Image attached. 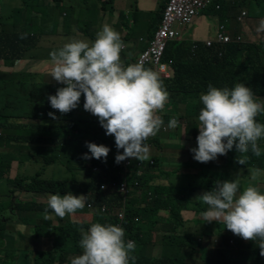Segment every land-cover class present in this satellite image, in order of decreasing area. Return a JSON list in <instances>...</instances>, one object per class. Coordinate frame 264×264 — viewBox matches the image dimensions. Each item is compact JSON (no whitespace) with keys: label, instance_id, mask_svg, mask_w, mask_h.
Returning a JSON list of instances; mask_svg holds the SVG:
<instances>
[{"label":"clouds","instance_id":"9594fccd","mask_svg":"<svg viewBox=\"0 0 264 264\" xmlns=\"http://www.w3.org/2000/svg\"><path fill=\"white\" fill-rule=\"evenodd\" d=\"M229 1L217 0L213 2V9L222 12L224 10L222 7L229 3V9L232 5L237 14L227 11L225 20L230 15H235L240 21L246 17L248 18L246 25L250 19H253L248 17L249 11L246 8L242 7L238 10L236 4ZM239 2L246 3L247 0H239ZM256 2L258 12L255 17L262 12L261 3L258 0ZM160 21L161 17L152 38ZM230 21L219 20L213 36L208 38H215L220 26H229ZM261 31H264V18L249 32L250 35L243 31L235 36L227 33L233 39L240 35L241 41L219 45L226 50L230 45L242 43L244 34L255 39ZM27 36V33H20L18 38L23 40ZM208 38L203 40V45ZM145 43L147 44L148 40ZM125 48L121 34L108 24L103 25L94 40L75 36L68 38L66 43L49 54L52 65L50 75L54 81L64 86L59 87L54 95H49L48 101L51 108L63 115L79 106L83 94L84 110L98 118L106 135L114 136L118 152L115 156L116 165L112 169L117 171L122 168L124 177L118 191L122 195L132 196L144 189L146 168L157 165L156 159L161 160L160 157L155 156H160L162 150H150V146L146 143L148 138L157 135L164 121L168 123V128L175 129L183 120L177 118L178 116H165L163 120L160 116L163 114L158 112L171 103L170 90L163 84L160 79L162 76L153 64L144 66L143 62L136 60L139 55L124 57L133 62L125 64L121 58ZM218 54L222 56L224 51L219 50ZM163 61H166L164 57ZM166 62L169 64L168 61ZM172 77L173 75L163 78ZM199 100L200 110L197 114L199 134L196 138L198 146L190 149L196 161L207 163L216 160L218 156L226 155L233 147L240 154L251 152L256 157L261 156L262 149L258 141L264 139V124L259 123L256 118L264 114V104L257 102L255 93L250 87L245 83H236L232 88H217L209 83L207 92L202 93ZM167 114L168 111L165 115ZM48 115L52 119H57L53 112H49ZM86 147L91 155L85 153L83 159L103 158L106 162L110 152L109 147L94 142H86ZM151 152H156V155L150 154ZM248 159L247 155H241L236 158V162L245 165ZM89 165L91 169L100 171V168L90 163ZM248 172L250 182L247 186L241 187L239 175L231 180L218 179L211 190L202 192L194 200L208 206L202 214L206 222L223 221L225 228L234 235L245 241H258L260 255L264 257V192L251 182L264 176V169L252 168ZM129 177L132 178L126 180ZM99 186L104 190L107 187L104 183ZM130 188H133V191H130ZM86 201V195L77 196L71 191L65 195L50 194L47 200L48 207L44 209L45 219L51 218L49 209L56 216L64 218L83 209ZM123 203L126 206L125 201ZM145 203L142 201V205L150 204ZM158 205L161 206L162 203ZM175 206L181 207V205ZM165 210L171 212L169 207ZM120 213L123 214L122 218ZM167 215L165 213L160 216L166 220L162 225L157 226L156 230L161 229L168 221L172 223ZM118 218L116 224L95 222L86 231L81 228L79 247L82 249V254L73 257L70 264H136L134 255L136 242L126 234L134 228L126 229L124 221L127 215L124 209H119ZM175 220L177 216L173 220L174 223ZM169 233L168 228L157 232L160 236ZM160 247L166 253L169 252V243L160 240Z\"/></svg>","mask_w":264,"mask_h":264},{"label":"trees","instance_id":"16d2710c","mask_svg":"<svg viewBox=\"0 0 264 264\" xmlns=\"http://www.w3.org/2000/svg\"><path fill=\"white\" fill-rule=\"evenodd\" d=\"M29 0H25V3ZM239 0H230L229 2H236ZM262 3L263 0H258ZM109 2V1H108ZM167 0H163L160 3L158 14L159 18L162 17L163 10L166 6ZM214 8L213 3L206 6L205 9ZM225 12L230 11L229 3L225 4L223 7ZM204 9V10H205ZM203 11H200L198 15L206 14ZM217 11V10H216ZM19 11L17 10V18ZM196 15V17L198 16ZM195 17V18H196ZM194 18V20H195ZM225 15H221L220 20L225 22ZM187 25L185 28L180 27V35L183 33L182 39H176L170 41L164 55V60L168 61L171 67L174 69V74L172 78H163L160 77L163 84L166 88L170 90V95L172 98L171 103L166 105L167 115H160L163 120L165 116H169L171 113L172 116H178L185 121L178 125L187 126V136L191 138L190 131L193 133V138H197L199 131L197 126L199 123L197 114L200 110V100L199 97L202 93H206L208 90V85L211 83L214 87L217 88H232L236 83H245L247 87H250L255 93L257 102L262 103L264 97V74L262 73V68L260 67V47L258 46L256 39L249 38L244 34V40L240 44H233L224 50L219 43H215L213 47H206L203 45V40L201 36H192V39H189V35L192 29V24ZM47 28H38L34 32L30 31H11L4 32L0 31V59L2 61H9L14 63V61L19 60L23 57L25 51L29 48L35 47L39 40V37L44 34V31ZM64 29L68 32L69 25L68 23L64 24ZM226 33H229L231 36H235L238 32L234 30L232 26H224ZM237 32V33H236ZM20 33H27L28 36L26 39H19ZM234 33V34H232ZM152 36L148 39L151 40ZM197 40V41H196ZM198 42V43H197ZM199 47L193 48L194 45ZM242 47L254 48V51L250 55L244 54L241 56V60L236 58L239 55V49ZM219 50H223L224 54L220 56L218 54ZM131 53H127L125 56H132ZM131 54V55H129ZM133 62H125V64ZM52 67L51 64H47L45 68ZM44 68V69H45ZM49 69V68H48ZM46 69V70H48ZM45 70V71H46ZM42 70L36 69L35 75L38 77L41 74ZM44 72V71H43ZM64 85L59 83H50L46 81H30V80H17V78H0V129L3 133L0 134V141L2 137H5L7 133L9 135H14L13 140H17V144H25V146H19L18 148L27 149L30 148L32 143H45V144H54L52 150L55 152L48 154L43 151L44 156V167L53 163L63 164L66 168V172L69 176L66 177H55L51 175V178H34L30 175H17V185L21 187V190L26 192L35 191L38 193H47L57 194L61 193L62 195L67 194L71 191L74 195H86L87 201L83 209L77 210L74 214H70L71 219L67 222L68 229L65 233L60 232L62 239H57L54 244L53 250H64V245L66 243L69 245V235L72 234L75 236L81 237V228H87L89 225L95 222L100 223H111L116 224L119 220L118 211L119 209L125 210V215L127 219L124 221L126 229L130 230L134 228L133 231H127L126 234L133 238L136 242V249L134 255L136 256V264H189L191 261L190 258L179 256L181 251L185 249L193 250L194 236L190 233H183L178 231V228L184 229V217H181L182 209H195V212H202L203 209L207 206L201 201H195L193 204L186 203L184 205L174 206L170 205V197L166 201L161 202L160 207L157 206L158 203L152 202L149 205H142V202H134L131 198V194L122 195L119 193L118 188L120 183L123 182L122 168H119L117 171L113 170L112 167L116 165L115 156L118 152L115 146L114 136H108L105 133V130L101 127L98 118L93 116L91 113L87 112L83 108L84 96L82 94L80 99L79 106L67 114H60L58 110L51 108L50 102L48 101L49 95H54L59 87ZM53 91V93L51 92ZM195 105V109L191 106ZM77 110H81L84 113H76ZM53 112L57 119H52L48 113ZM194 115H189L186 117L187 113H193ZM159 115V114H158ZM257 121L260 123V116H257ZM67 121L68 123L64 125L63 122ZM83 121V122H80ZM62 122V123H61ZM61 124V125H60ZM168 123L164 121V125L161 127L160 131L154 137H149L146 143L150 146V150H162V139L164 137H169L170 135H176L177 130L173 129L167 130ZM64 130V131H63ZM66 132L70 134L71 141L64 138L65 135L60 136L57 140L61 143V149H70L76 150L75 155H71L68 159L63 162L57 161L56 158L60 157L62 154L57 153L56 150L58 146L57 141L53 139L49 133L54 134L55 132ZM39 132V133H38ZM40 134H45L44 137L39 136ZM18 140L20 143H18ZM86 142H94L96 144H103L110 148L109 155L106 162L103 158L97 160L95 158L87 159L90 164L100 168V171H95L89 167L80 165L78 162L83 161V154L88 153L90 156L88 148L86 147ZM10 143H14L10 141ZM264 139L258 141V144L261 148H264ZM74 146V147H73ZM176 145H172V148H175ZM31 149V148H30ZM177 148H175L176 151ZM120 152L122 149L119 150ZM230 152V151H229ZM64 153V152H63ZM77 153V154H76ZM30 154H34L32 150ZM233 157L227 161V165L224 166L223 172L228 177L232 179L237 178V173L243 174L245 167L252 168V164L256 163L258 168L264 169V151L260 157H256L251 152L247 154L237 153L235 147L231 153ZM241 155H247L249 157L248 162L245 165H240L236 162V158H239ZM21 158H28V154H22ZM191 157V162L189 163V170L192 174L200 173L206 170V165L200 163L193 158V153L190 152V155L186 159L188 161ZM10 156L3 155L0 156V177L2 170L6 172L9 171L8 160ZM55 158V159H54ZM158 161V159H156ZM187 163V162H186ZM78 164V165H77ZM201 164V165H200ZM213 163H209L212 165ZM46 168V167H45ZM236 171V172H235ZM82 173V176L78 178L76 173ZM98 175V176H96ZM19 176V177H18ZM29 176V177H28ZM215 176H222V172H215ZM99 178L98 181H95L94 178ZM16 178V177H15ZM204 182L211 181L210 178L204 179L201 178L200 184ZM106 184L108 191L104 190L100 184ZM191 188L188 193L187 200H190ZM126 206H124V202ZM14 208L18 211L27 209L36 212H44V209L48 207L47 203H40L34 199L20 200L15 198V201H4L0 202V248L3 243V233L5 231V222L7 220V211L9 208ZM171 209V212H175L177 220L175 217H171V221H168L164 226L159 229L162 231L164 228L170 230L169 234H162L159 238L164 243H169V252L168 254L159 259L158 256H147V251L151 248L149 240L155 238V236H145L141 237V231H146L147 233L156 230L157 226L150 225L146 222H138L134 220V216L140 214H146L148 211H153V214L160 217L159 214H165L164 210L167 208ZM88 208H91L92 213H94V219L90 221ZM164 209V210H163ZM10 211V209H9ZM49 212H52L49 209ZM142 218H146L143 216ZM158 223L157 221H153ZM50 220H44V226L36 225L37 236L40 234H48L51 230ZM151 228V230H148ZM56 230L60 231V227H56ZM86 231V230H85ZM186 235V240L180 243L173 242L171 240H177L178 237H183ZM55 240V239H54ZM192 240V241H191ZM221 241L222 244L228 243V240L224 239L222 235L218 243ZM189 242H193L190 244ZM75 244V242H74ZM230 244V242H229ZM198 248H202L201 244L197 245ZM66 248V247H65ZM250 249L243 250L240 255L237 257L238 261H256L259 256L258 241H250ZM73 250L72 255L75 257L79 253L78 248H71ZM67 250V248H66ZM49 258H45L43 262H47Z\"/></svg>","mask_w":264,"mask_h":264},{"label":"rangeland","instance_id":"374dc122","mask_svg":"<svg viewBox=\"0 0 264 264\" xmlns=\"http://www.w3.org/2000/svg\"><path fill=\"white\" fill-rule=\"evenodd\" d=\"M108 1L109 3L106 5V9H108V5H111L110 0ZM44 2L46 1L44 0ZM153 3L157 5V9L154 11L148 10V13L150 15H152V13L158 12L161 2L160 0H153ZM235 4L238 10L242 7L246 8L249 11L248 17L254 18L256 16V13L258 12L256 0H247L246 3L236 1ZM38 6L36 0H29L28 3H25V0H0V31L34 32L38 28H47L45 29L44 34L39 37L37 45L35 47L27 49L21 59L14 61V63H10L9 61L5 62L0 59V78L8 77L10 79L17 78V80L20 81L25 79L34 82L46 81L50 83H56V81H54L50 75L51 67L45 68V66L47 64H51L49 55L50 52L61 47L64 44L63 41H61L59 38L67 36L68 34H70V32H67L64 29L62 20L64 15L61 14L60 16L59 10L54 9L53 11L55 14L52 12L49 15H42L37 17L35 11ZM17 10L19 11V19L17 18ZM220 18L221 12H217L213 8L208 12V14L198 15L191 26L192 29L189 35V39H192V36L197 35L201 36V38L212 37L215 32L216 25L219 24ZM90 19L95 23L96 26H99V29L101 30L103 25L106 24V18L102 20L99 17L92 16ZM247 19L248 18L244 17L243 20L240 21L236 16L230 15L225 21L227 22L231 20L230 26L233 25L234 30L240 32L242 31V28L245 25ZM82 23L83 22L79 24V28L83 26ZM88 27L89 26L86 25L83 26L84 29H88ZM74 30L76 31L79 29L74 28ZM132 34H135V32ZM146 45V43H141L142 47L139 49H137V47L135 46L132 50L136 51L133 52L132 55H138L140 52H142ZM258 46L260 47L261 51L259 54V62L261 65L263 61L262 66L264 67V42H260ZM132 50L130 51V49L127 48L126 50L124 49L122 51L121 58L124 62L130 61V59H124V57H126L125 55H128L127 53H131ZM252 51H254L253 47H242L241 49H239L238 53L242 55H250ZM237 59L240 60L241 56L239 55L236 58V61ZM36 69L42 70L41 74L38 77L35 75V72H33ZM262 73L264 74V69H262ZM51 92L53 93V91ZM262 104H264V97L262 99ZM191 106L195 109V105ZM76 113L84 112L81 110H77ZM158 113L165 115L167 111H165L164 107V109L162 111H159ZM194 114L195 112L187 113L186 117ZM169 116H172L171 113H169ZM259 116L260 123L264 124V114H260ZM182 120L185 121V119ZM183 121L179 124H182ZM63 123L64 125H66L68 122L65 121ZM196 123H199V120L196 121ZM168 129L169 128L167 127V130ZM2 130L0 129V134L3 133ZM172 130L173 129H169V131ZM175 130L178 131L176 135H170L169 137H164L162 139V152L160 154V157L162 159L160 169L163 171H171L172 180L170 181L172 185H174L173 197H170L168 203H171L170 205L174 206L175 202L182 201L193 204L192 201L187 200L188 193L190 188L196 182L201 180L200 176L202 172H200L198 176L190 173L187 168L190 169L189 163L191 162V157L188 161H186V159L190 155V149L198 146L197 139L194 138V140L192 141L193 133L191 131V138L187 136L188 129L186 125H181ZM3 131L5 132V130ZM63 131L55 132L54 134L49 133V135H51L55 141H57L62 135H65L64 138L68 139V141H71L72 139L70 138V134H67ZM39 136L44 137L45 134H40ZM13 138H15L14 135L8 136V134L6 133L5 137H2L0 141V156L3 155V153H5V155L9 154L10 156L7 163L9 165V171L6 172V170H2L1 172L0 202L15 201V198H19L20 200L34 199L40 203H47L48 197L50 195L49 192H26L23 189L21 190V187L17 185L16 180L18 174L30 175L34 178H43L48 176L51 178V175L60 178L69 176V174L65 170L66 167L58 162L45 166L46 168L44 167L43 151L47 152L48 154L54 153L55 151L52 150L54 144L48 145L45 143H32V145L34 146H30L31 149H23L18 147L25 146V144L18 145L17 140H13ZM10 141H13L14 143H10ZM18 143H20L19 140ZM56 144L58 146L56 152L62 154L60 157L56 158L57 161L63 162L71 155H75L76 150L73 149L70 151V149L68 148L62 150L60 148L61 143L57 141ZM173 144L176 145V151L175 148H172ZM261 149L262 151H264V148ZM31 150L34 153L32 155L30 154ZM232 151L233 149L230 150V152L228 151L226 155L218 156V158L216 160H213L211 163L226 164L227 161L233 157V155L231 154ZM21 153L23 155L28 154V158H21ZM78 163L82 166H86L87 164L89 165V161L86 159H83L82 162L79 161ZM256 163L252 164V168H258ZM204 165L208 167L209 162L204 163ZM160 169L158 170V172L160 171ZM222 175L225 178L230 177H227L224 172H222ZM76 176L80 178L82 176V173H76ZM130 178L132 177L126 178V180ZM165 178H167V175H165ZM218 179L221 180V178ZM94 180L98 181L99 178L95 177ZM249 182L250 176L244 175L243 179L240 180L241 187L243 188L247 186ZM251 182L255 186L259 187L262 192H264V176H261L256 181ZM105 190H108V188L105 187ZM9 209L7 211V214L5 215L7 216V220L5 222V231L3 233V243L1 245L2 247L0 248V264H70L71 259L74 257L72 255L73 250L71 248H78L79 253H77V255L82 254V249L79 247V241L81 237L76 235L74 238L72 234L69 235V245L66 243V245H64L63 251L53 250L54 244L57 239H62L63 235H61L60 232L62 231L63 233H65L68 229L67 222L71 219L70 214L66 215L64 218H60L53 212H49L51 218L47 220H50L51 222V230L48 234H40L39 236H37V233H40V231L35 234V228L36 225L44 226V212H34L27 209L18 211L12 207ZM88 211L90 216V218L88 219H90L91 221L94 219V213H92L91 208H88ZM205 211H203V213ZM165 212L168 214V219L176 216L175 212L169 213L168 210H165ZM157 220L158 223L153 222ZM165 220L166 218L158 217L157 215L153 214V211L147 212V223H149L150 225L160 226ZM221 223L224 225L223 221H221ZM196 225L197 222L195 220L191 224L192 229H195ZM90 226L91 225L83 229L87 230ZM56 227H60L61 230H56ZM185 228L187 229L188 227L186 226ZM148 230H151V228H148ZM221 233H223V230L216 229V231L214 230V235H212L211 238L200 235L199 237L194 239V242H196V246L193 244V250L188 248L184 251L182 250L179 256L190 258L191 261L189 262V264H264V257L260 255V249L259 256L256 261H238L237 257L240 255V253L243 250L250 249L248 248L250 241H245L241 237L236 236L232 233L233 239L230 241V244L228 241V243H225L224 245L221 243V241L219 243L217 242L219 241L218 239ZM180 234H183V232H181ZM202 235H208V233L204 232ZM159 237L160 235L156 234L155 238L153 239V244L151 245L154 249L159 248L157 251H160V248L162 249V247H160ZM184 240H186L185 234L183 235V237H178L177 240L173 239L171 241L180 243V241L183 242ZM189 243L192 244L193 242ZM198 244H201L203 247L198 248ZM65 247L67 248V250ZM45 258H49V260L47 262H43Z\"/></svg>","mask_w":264,"mask_h":264},{"label":"crops","instance_id":"0c3cea01","mask_svg":"<svg viewBox=\"0 0 264 264\" xmlns=\"http://www.w3.org/2000/svg\"><path fill=\"white\" fill-rule=\"evenodd\" d=\"M45 1L46 2H44V0H36L37 6L39 4H43V5L38 6V8L35 11V14L37 15V17L42 15H49L52 12L54 13L53 10L55 9V10H59L60 16L61 14L64 15V17L62 18L63 27L65 23H68L69 25L68 32H70V34L59 38L61 41H63V43H66L68 41V38L73 36L77 38H87L89 40H94L96 37V33L101 30L99 29V26H96L95 23L92 22L90 19L92 16H96L101 18L102 20L106 18V24L112 26L116 31H118L121 34V38L126 45L125 50L128 48L131 51L135 46L137 47V49L141 48L142 47L141 43H145V41L152 36L153 31L157 27L160 19L158 13H152V15L148 13V10L154 11L157 9V5L153 3V0H110L111 5H108V9H106V5L109 3L107 2L108 0H58V1L45 0ZM162 1L163 0H160V2ZM28 2L29 1H27L26 3ZM261 7H262V12L260 13V15L253 19H250L248 24L243 26L242 31L245 32L246 34H248L252 29H254L255 26L259 25V21L262 18H264V0L261 3ZM212 8L205 9L204 13L208 14V12L212 10ZM230 9H231L230 11L236 13V10L233 9L232 5H230ZM221 15H225V17H227V13L224 10L221 12ZM81 22H83L82 23L83 26L84 25L89 26L88 29L87 28L84 29L83 26L79 28V24ZM74 28L79 30L75 31ZM242 31H240L239 33H241ZM134 32L135 34H132ZM255 39L257 44H259L260 42H264V31L259 32L256 35ZM133 51L135 52L136 50ZM262 64L263 61L260 66L261 68H262ZM169 67L170 70H172L171 73L174 74V69L171 67L170 63H169ZM165 110H166V106H165ZM150 154L156 155V152H151ZM155 157H160V156L157 155ZM161 162L162 159L160 161H157V165H151L146 168L144 189L134 193L131 196L134 202L139 203L143 201L144 203L146 202L145 204L152 202L160 203L166 201L167 197L169 199V197L173 195L174 185H172L170 181L172 180L171 171L161 170L160 169ZM211 162L212 161H210L209 163ZM218 164L209 165L206 168V170L201 173L200 178H204L207 180L208 178L211 179V181L209 180L207 182H204L203 180V184L206 186H202L200 184V181H198L191 187L190 200L192 202L197 201L194 200L195 197L200 195L202 192L211 190L214 186V182L218 180V178H221V181L232 179L231 177L225 178L222 176H215V172H223L224 166L227 165V163L226 164L218 163ZM159 169L160 171L158 172ZM249 169L250 167H246L243 171V174H239L236 171L235 172L237 175H239L238 178L242 180L244 175H249L248 172ZM187 170L190 172L188 168ZM198 174L199 173H195L194 175L198 176ZM165 175H167L168 179L165 178ZM130 191H133V188H130ZM175 205H184V201L175 202ZM207 208L208 206H206L203 209V211L207 210ZM203 211L198 213L195 212V209H183L180 215L181 217H184V220H186L184 222V229L186 231H183L181 227L178 228V231L183 233H191L196 239L200 235L211 238L212 235H214V230L216 231V229H220L223 230V233L219 235L218 240H220L221 236L223 235L224 239L230 242L233 239L232 232L227 228H225V225H223L221 221L206 222L202 215ZM164 213H166L165 210ZM159 215L161 216L165 214H159ZM143 216H146V218H142ZM134 220L138 222H146L147 213L136 216ZM195 220L197 222L195 228L196 230L192 229L191 227V224ZM186 226L188 227L187 229L185 228ZM158 231L159 230H153L149 233H147L146 231H141V237H144V235L145 236L150 235L151 237L155 236ZM204 232H207L208 235H202ZM151 242L152 240H149V244H151ZM150 248L151 249L147 251L148 254L147 256H158L160 259L168 254V252L166 253L161 248L160 251H157L159 248L154 249L152 246Z\"/></svg>","mask_w":264,"mask_h":264},{"label":"built area","instance_id":"2783aa9c","mask_svg":"<svg viewBox=\"0 0 264 264\" xmlns=\"http://www.w3.org/2000/svg\"><path fill=\"white\" fill-rule=\"evenodd\" d=\"M215 1L217 0H168L163 10L159 27L155 31L153 38L148 41L142 52L138 54L139 56L136 60L143 62L144 66L153 64L162 77L173 75L169 64L163 61L168 43L175 39H182L183 33L180 35L179 28H185L190 25L200 9ZM241 39L240 35L233 39L225 32L224 25H221L216 32V37L205 40L204 46L210 48L216 42L225 45L230 42H239ZM197 47H199V44L198 46L194 45L193 48ZM120 217L122 218L123 214L120 213Z\"/></svg>","mask_w":264,"mask_h":264}]
</instances>
